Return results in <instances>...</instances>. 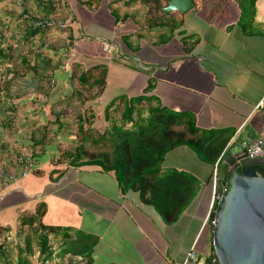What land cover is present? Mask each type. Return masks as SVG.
I'll return each mask as SVG.
<instances>
[{
  "label": "crops",
  "instance_id": "0c3cea01",
  "mask_svg": "<svg viewBox=\"0 0 264 264\" xmlns=\"http://www.w3.org/2000/svg\"><path fill=\"white\" fill-rule=\"evenodd\" d=\"M62 1L56 11H63V18L54 10L52 16L45 17L63 20L66 30H59L64 39L58 41L54 36L56 41H51L52 27L40 29L30 37L35 39L37 35L48 46L50 42L65 46L63 50L67 53H62L65 58L58 56L59 61L47 72L56 78V84L45 87L35 74L31 72L33 75L28 77L27 72L11 81L8 92H4L7 99L0 100V227L8 228L0 229V241L5 238L8 242L5 251H14L10 247L15 244L14 232L26 230V226L19 225V218L32 215L36 204L42 202L43 224L68 227L70 234L79 231L96 237L89 264H183L190 245L197 256L184 264H204L212 249V227L203 223V219L212 195L213 165L231 146L240 147L242 141L264 137V0L254 1L253 16L245 21V30L238 21V0H192V8L181 14L179 27L183 35L196 37L188 53L183 52L176 30L168 41L157 43L161 30L146 31L140 25L136 31L130 30L133 42L126 41L129 47L123 43L122 27L133 29L127 25L134 15L144 14L139 2L124 6L126 0H105L107 6L109 1L110 5L121 2L120 17L116 21L113 18L105 20L106 23L96 24L93 20L90 23L97 8L89 7L90 16L82 24L67 0ZM107 14L111 15L110 11ZM104 44L112 49H104ZM80 45L87 46L84 55L77 50ZM113 49L116 50L112 56ZM56 50L53 54H58L59 48ZM86 58L99 61L88 66L99 63L106 66L105 83L97 97L82 105L73 102L80 112L93 114L94 105L101 99L104 107L121 93L135 96L150 80L148 94L154 96L155 103L191 113L199 129L225 131L216 133H222L223 138L227 136V141L213 162L201 159L185 145L164 154L163 169L183 171L197 183L193 197L174 222L166 223L153 207L139 200L137 193H119L111 171L104 172L97 165L68 166L66 161L54 162L60 154L72 149L77 140L74 112L59 100L76 87L75 81L70 80L72 64L80 68L85 65L81 60ZM44 60L49 63L48 57L41 58L42 63ZM84 91L85 97L94 90ZM261 100L263 106L256 107ZM103 122L104 127L96 129L108 128L109 121L103 117ZM25 152L32 153L35 164L31 172L21 177L16 158ZM8 174L14 178L8 179ZM62 193L72 199L69 205L63 206L58 201ZM15 208L20 213H14ZM27 211L28 214L20 215ZM9 212L12 214L8 215ZM11 224L15 226L11 228ZM180 224L182 234L177 229ZM202 233L205 248L197 243ZM48 238L52 251L48 259L52 264L84 263L79 257L69 259L67 254H61L63 244L59 234ZM35 253L39 256L38 251ZM94 257L98 259L94 261ZM14 259V264H18L17 251Z\"/></svg>",
  "mask_w": 264,
  "mask_h": 264
},
{
  "label": "trees",
  "instance_id": "16d2710c",
  "mask_svg": "<svg viewBox=\"0 0 264 264\" xmlns=\"http://www.w3.org/2000/svg\"><path fill=\"white\" fill-rule=\"evenodd\" d=\"M78 1L90 8L97 7L100 2V0ZM167 1L126 0L125 5L139 2L144 7L143 28L146 31L161 30L155 42L168 41L176 30L180 35L179 41L183 52L188 53L195 45L196 37L189 34L183 35L184 31L179 29L182 25L179 12H161V8ZM254 1L238 0L240 7L238 21L243 30H245V21L253 16ZM35 2H38L37 6L39 5L38 7L43 10L44 15L52 16L54 11L56 13L57 7L52 3L43 0H35ZM110 2L112 1H109V6H111ZM21 14L27 15L23 20L26 37H32L43 29L32 26L36 19L30 17L25 10H22ZM110 14L116 21L118 18L115 15L116 12L111 9ZM126 17L125 14L124 18ZM124 36L121 39L128 46L125 39L127 35ZM6 57L7 53L0 45V61ZM21 60L24 66L22 69H6L7 73L11 72L10 83L12 79L19 75L23 76L28 71L37 74L36 63L29 66L24 57ZM43 64H46L45 60ZM43 70L41 67V71ZM105 73L106 66L102 63L90 65L80 70L78 74L72 73L70 80L76 82V87L59 101L66 107L70 106L74 112L77 140L72 149L60 154L54 162L66 161L68 166L97 165L104 172L111 171L119 193L127 191L137 193L139 200L153 207L166 223L174 222L193 197L197 183L192 176L183 171L163 169L161 163L164 154L177 146L185 145L201 159L213 162L227 141V136L223 138L222 133L221 135L216 133L225 131L199 129L195 126L194 116L191 113L173 111L155 103L154 96L148 94L151 88L150 80L147 81L142 92L135 96L127 97L121 93L112 97L103 107V117L109 121L108 128L99 131L91 125L93 114L80 112L77 104L82 105L89 98L93 99L101 93L105 83ZM42 76L47 78L46 74ZM42 76H38V79ZM9 86L8 83L4 85V92H8ZM85 88L94 91L91 95L84 97L82 93L85 92ZM73 102H77L74 105L75 108L72 105ZM253 168L258 173L264 172L261 164H255ZM229 173L226 174L225 180ZM43 212L44 204L39 202L32 215L19 218V225L26 226V229L32 233L42 262L50 258L52 253L48 236L59 234L63 244L61 254H67L69 259L79 257L80 261L84 260L83 264H89L96 237L79 231L70 234L71 229L68 227L43 224L41 221ZM0 229L8 230L7 227H0ZM5 243L6 240L3 238L0 241V264H9V259L5 255ZM31 250L30 236L26 234L24 247H18L17 250L18 264L28 263L26 256H22L21 252L30 254Z\"/></svg>",
  "mask_w": 264,
  "mask_h": 264
},
{
  "label": "water",
  "instance_id": "95a60500",
  "mask_svg": "<svg viewBox=\"0 0 264 264\" xmlns=\"http://www.w3.org/2000/svg\"><path fill=\"white\" fill-rule=\"evenodd\" d=\"M192 6V0H168L161 12L185 14ZM255 164L264 168V157L246 158L239 145L219 158L210 200L211 248L219 264H264V172H256Z\"/></svg>",
  "mask_w": 264,
  "mask_h": 264
},
{
  "label": "rangeland",
  "instance_id": "374dc122",
  "mask_svg": "<svg viewBox=\"0 0 264 264\" xmlns=\"http://www.w3.org/2000/svg\"><path fill=\"white\" fill-rule=\"evenodd\" d=\"M43 1H45V0H43ZM67 3H68L69 8L77 15V18L80 21V23L87 22V21H85V19L87 18V16L89 18L92 9H90L88 6L78 4L76 0H67ZM139 5L142 8H144L140 3H139ZM35 6H36V8H35ZM38 6H37V2H35V0H0V35H1L0 45H1V47L4 48V51L7 53V57L4 58L2 61H0V100L1 101L7 99L6 94H4V85H7V83L10 84L9 77H11V76H9V73H7L6 69L7 68L22 69L24 67L21 64L23 62L21 60L23 57L27 60L29 66L34 64V63H36L38 65L37 74H35L37 78L40 75L42 76V75L46 74L48 79L45 78L44 76H42L40 79H37V81H40L39 84H44L45 87H48V88L56 84V78L54 79L51 75H47L48 74L47 72L49 71V68L51 66H53L56 62L59 61L58 56L65 58V56L62 55V53H67L65 50H63V48H65V46L60 47V45H57L55 42L54 43L53 42L48 43L49 46L54 47V49H53V47H49L48 45H46L47 42L44 39H42V38L37 39V37H38L37 35H36L35 39L30 38V37H26V33H25L26 29H25L24 24H23L24 18L22 17L23 14H21V11L25 10V12H27L30 17H34V18L45 17L46 15H44L43 10L40 8L38 9ZM105 6H107L105 4V0L101 1L98 4V6L96 7L97 8L96 9V16L94 17V19L91 18L89 20L90 23L92 22V20L96 24H99L101 22L106 23L105 20H107V21L109 19L112 20L113 16L107 14V12L110 11L111 9H113L116 12L115 15L118 16V18L120 17L121 12L123 11L121 2L113 3L111 6H107V7H105ZM124 6H125V4H124ZM66 10H69V9L66 8ZM56 12L60 13V16L58 14L59 18H63L65 16V13L63 11L57 10ZM143 16H144V14H143ZM143 16H141L140 14L134 15L133 21L127 25V26H131L133 29H126L127 27L125 25L122 27V31L125 33V35H127L125 39H127L126 41L129 44H131L133 42L132 39L130 38L132 36V34L129 33V32H131L130 30L136 31L138 28H140V25H141V28L143 30H146L145 28H143L144 27L143 23H142L143 22ZM89 28H91L93 31L95 30V27L89 26ZM52 29H49L52 32L50 34L53 35L51 41H56V40H54L55 39L54 36H57L58 41H61L62 39H64L65 36H60V32L62 30L54 29L53 27H52ZM64 30H66V28H64ZM120 30H121V28L116 30V31H120ZM148 31H150V30H148ZM154 31H156V30H154ZM102 32H104V31L102 30ZM77 34H79L78 31H77ZM129 34H131V35L129 36ZM45 42H46V44H45ZM58 48H59L58 54L56 52H55V54H53V51L58 49ZM130 48H131V46H130ZM77 50L82 55H84V50H87V46L80 45L77 48ZM115 50L116 49H113L112 56H113V54H115ZM119 53H121V51H119ZM105 54L103 55L104 57H105ZM50 56H51V58H50ZM46 57L49 58V63L44 65L41 61V58H46ZM95 60L96 59L88 60L87 58H86V60H81L85 65H82L80 68H76L72 64L71 73L78 74L80 70L88 67L89 64L94 63V62H99V61H95ZM41 67H42V69H44L43 71H41ZM28 74L30 75L28 77H31L32 73L30 71H28ZM49 78L54 79V83L51 86L49 85ZM12 80H14V79H12ZM72 82H74V81H72ZM113 85L114 84L111 83L112 87H113ZM113 92H115V91H113ZM102 110H103V105H102V99H101L97 105H94L93 111H92L93 116H94L92 126L95 128L104 127V124H103L104 122H103V117H102L103 111ZM71 112H73V110H71ZM142 113H144V111ZM108 125H109V122H108ZM71 200H72L71 198L67 199V197L63 193H62V198L58 197V201L63 202V203H61V205H63V206L69 205V202H71ZM60 208H62V207H60ZM19 210H20L19 208H15V209H13V212L17 214L19 212ZM28 213H29V211H27L23 214H20V215H25ZM11 214H12V212L8 213V215H11ZM30 214H32V213H30ZM50 214L52 215V213H50ZM182 225L183 224H180L179 225L180 227L177 226V229L179 230L178 233H180V234H182V230H181ZM10 226H11V228H13L15 225L11 224ZM26 234L30 236V247L32 249L30 254L24 253L25 251H23V253H22V256L25 255L27 258V262H28L27 264H52V260L47 259L46 261L44 260L42 262L41 256L36 255L35 252L37 251L36 250L37 247H35V239H33L34 237H33L32 233L30 231H28L27 229L20 232V233L14 232L15 244H11V246H10L12 248L11 250H14V251H11L10 253L8 251H5L7 256H8V254L9 255L12 254V256H9V258H8L9 264H14V262H16V259H14L15 253H16L18 247H20V248L24 247V236ZM203 236H204V233H202L199 236L197 243L202 244L203 247L205 248L207 246L204 245L205 241H204ZM6 243H8V242H6ZM93 259H94V261H96V259H98V258L94 257ZM93 264H95V262Z\"/></svg>",
  "mask_w": 264,
  "mask_h": 264
},
{
  "label": "built area",
  "instance_id": "2783aa9c",
  "mask_svg": "<svg viewBox=\"0 0 264 264\" xmlns=\"http://www.w3.org/2000/svg\"><path fill=\"white\" fill-rule=\"evenodd\" d=\"M47 2L52 3L55 7H58L59 4H61L62 0H45ZM23 18L27 17L26 14L22 15ZM36 20L33 22V27H39V28H47V27H54L56 29H62L65 27V24L62 20L51 18V17H36ZM104 49L109 50L111 49V45L104 44ZM48 79V78H47ZM54 83L53 78H49V85L51 86ZM263 103L262 100L259 101V103L256 105V107H262ZM240 153L244 154L246 158L254 159V158H261L264 157V137H258L251 140H245L240 143ZM220 156L218 157L217 161L213 165L212 169V184L213 181L216 178L217 173V164L219 161ZM35 161L32 157L31 152H25L21 154L19 157L16 158V166H18L22 171L20 172L21 177H24L27 173H29L33 167H34ZM8 179H13V174L7 175ZM224 187L222 188V192L220 194H216L217 203L219 202L223 192ZM211 205L209 203L207 212L205 214V217L203 219V223H208L212 228L214 226V220L213 217H211ZM196 251L194 250L193 245L189 246V249L185 255V258L183 260V264L186 263L190 259L196 258ZM204 264H219L214 251L211 249L209 254L207 255L206 261Z\"/></svg>",
  "mask_w": 264,
  "mask_h": 264
}]
</instances>
